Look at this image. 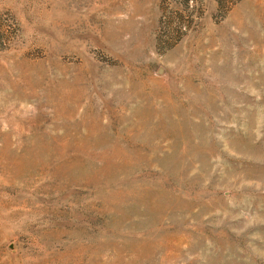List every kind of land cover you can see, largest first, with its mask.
<instances>
[{"label": "rangeland", "instance_id": "1", "mask_svg": "<svg viewBox=\"0 0 264 264\" xmlns=\"http://www.w3.org/2000/svg\"><path fill=\"white\" fill-rule=\"evenodd\" d=\"M0 264H264V0H0Z\"/></svg>", "mask_w": 264, "mask_h": 264}]
</instances>
